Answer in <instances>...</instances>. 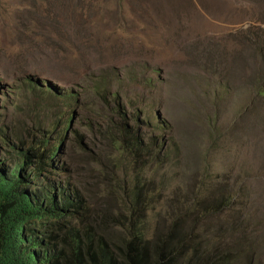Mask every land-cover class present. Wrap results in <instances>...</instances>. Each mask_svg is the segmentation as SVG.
<instances>
[{
  "label": "rangeland",
  "instance_id": "1",
  "mask_svg": "<svg viewBox=\"0 0 264 264\" xmlns=\"http://www.w3.org/2000/svg\"><path fill=\"white\" fill-rule=\"evenodd\" d=\"M195 1L0 0V159L9 169L39 137L36 125L60 128L58 116L69 108L63 99L32 94L27 78L71 91L74 115L44 176L79 190L98 223L116 212L98 188L108 173L99 174L93 162L111 152L101 126L112 103L90 88L105 73L126 102L144 100L142 130L162 141L165 164L126 157L129 168L136 163L134 171L144 168L147 180L165 187L144 213L147 227L163 228L159 222L169 223L183 201L202 212L184 221L197 228L196 241L204 246L211 238L231 253L232 264H264V97L252 92L259 43L245 33L250 22L240 0ZM156 118L169 129L156 132Z\"/></svg>",
  "mask_w": 264,
  "mask_h": 264
},
{
  "label": "trees",
  "instance_id": "2",
  "mask_svg": "<svg viewBox=\"0 0 264 264\" xmlns=\"http://www.w3.org/2000/svg\"><path fill=\"white\" fill-rule=\"evenodd\" d=\"M189 2L197 5L195 0ZM240 6L244 21L250 22L245 33L253 34L259 43L256 51L261 70L252 92L254 98L264 97V0H240ZM69 58L67 54L63 57L66 67ZM117 77L124 75L119 73ZM129 78L138 83L134 72ZM109 79L101 73L90 86L96 97L112 103L113 112L101 126L111 152L98 153L93 162L99 174L104 170L108 173L106 185L99 184L98 188L116 202L117 211L102 215L103 221L98 223L92 217V206L81 198L79 190L71 192L72 188L44 176L54 166L50 161L60 152L74 115L71 102L77 96L71 91L59 93L48 81L45 87L27 78V89L32 94L63 99L69 108L58 116L60 128L36 125L39 137L24 145L9 169L0 160V264H232L231 253L214 247L211 238L204 246L203 241H196L197 228L186 227L184 221L189 217L194 221L202 212L183 201L181 207L172 210L175 217L169 216V223L159 222H165L163 228L147 227L144 213L152 207L159 194L156 191L165 187L161 181L147 180L144 168L139 174L134 171L136 163L129 168L126 157L135 161L143 157L142 165L165 164L159 149L162 141L160 135L146 137L142 130L148 125L144 100L126 102L119 90L110 89ZM153 126L158 133L169 129L167 122L158 118ZM116 171L124 178H119ZM108 225V233L99 230Z\"/></svg>",
  "mask_w": 264,
  "mask_h": 264
},
{
  "label": "bare ground",
  "instance_id": "3",
  "mask_svg": "<svg viewBox=\"0 0 264 264\" xmlns=\"http://www.w3.org/2000/svg\"><path fill=\"white\" fill-rule=\"evenodd\" d=\"M0 160H1V159H0ZM2 160H6V159H2ZM2 160H1V161H2Z\"/></svg>",
  "mask_w": 264,
  "mask_h": 264
}]
</instances>
